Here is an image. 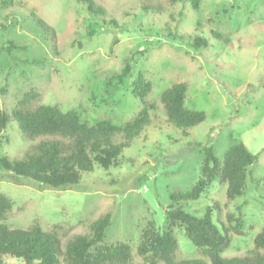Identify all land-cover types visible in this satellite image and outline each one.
Instances as JSON below:
<instances>
[{
	"label": "rangeland",
	"instance_id": "374dc122",
	"mask_svg": "<svg viewBox=\"0 0 264 264\" xmlns=\"http://www.w3.org/2000/svg\"><path fill=\"white\" fill-rule=\"evenodd\" d=\"M146 1L162 12L144 10ZM196 1L194 8L190 0H92L103 10L99 15L80 0H0V111L10 117L0 134V157L20 160L39 141L24 137L11 118L22 102L73 110L89 126L106 121L124 127L143 109L150 122L123 150L119 166L96 165L78 186H41L0 168V195L10 204L1 223L56 231L64 246L74 236L91 237L93 222L110 215L104 243L126 244L130 264H147L137 247L149 225L172 232L176 262L210 264L185 225L167 219L170 196L205 182L208 148L221 162L231 146L242 144L255 156L243 194L227 200L226 184L214 176L182 210L198 218L212 210L220 230L237 229L228 233L223 258L253 250L264 227V183L256 184L264 181V0ZM31 15L53 30L54 39ZM129 56L132 69L123 84L107 87L106 79L120 73ZM138 74L150 85L145 104L133 94ZM175 83L187 86L184 108L204 113V121L186 132L168 122L159 101ZM0 264L24 263L4 256Z\"/></svg>",
	"mask_w": 264,
	"mask_h": 264
},
{
	"label": "trees",
	"instance_id": "16d2710c",
	"mask_svg": "<svg viewBox=\"0 0 264 264\" xmlns=\"http://www.w3.org/2000/svg\"><path fill=\"white\" fill-rule=\"evenodd\" d=\"M87 4L90 11L103 15L102 9H96L92 0H80ZM174 3L181 0H167ZM192 6L196 0H190ZM144 10L162 12V6L144 2ZM37 28L51 35L53 30L42 20L31 15ZM217 39L220 35L212 33ZM227 42V41H226ZM191 45L198 49L197 43ZM142 52H140L141 54ZM129 56L123 69L118 74H111L106 79L107 87L115 88L123 84L131 72ZM36 63V61H33ZM37 63H40L38 61ZM150 91L141 74L133 84V94L144 103ZM187 86L175 83L164 90L159 101L164 108L168 122L177 130L186 132L204 121V113L186 110L183 106ZM145 104V103H144ZM11 118L17 123L21 133L29 140L38 143L31 147L24 157L9 161L0 157V168L15 177L28 179L41 186L63 189L78 186L83 173H91L94 167L103 169L119 166V157L123 150L149 125L145 109L133 121L124 127L112 126L106 121L89 126L81 123L73 110L62 112L55 106L31 105L22 102L15 108ZM10 117L0 111V134L5 129ZM121 140L116 142L117 138ZM255 156L252 157L242 144L231 146L223 155L221 162L213 155L210 148L206 151L203 174L207 177L185 194L170 196L171 205L167 219L185 225L187 238L197 249H203L210 264H264V227L253 239V250L243 257L223 258L221 253L229 246L230 230L236 228L221 226V230L212 222V210H207L203 218L185 213L182 204L197 201L214 176H219L226 184V198L233 201L243 194L247 173ZM264 181H256L257 185ZM9 201L0 195V221L4 219L9 208ZM217 207V206H216ZM110 215H106L91 226V237L77 235L63 246L56 231H43L38 225L28 229H11L0 222V258L9 256L22 260L24 264H130L129 247L124 243L105 244V231L110 225ZM229 223L233 217H227ZM177 242L170 230L155 231L149 225L141 235L137 247L138 255L145 257L147 264H207L202 259H190L176 262L174 254Z\"/></svg>",
	"mask_w": 264,
	"mask_h": 264
}]
</instances>
